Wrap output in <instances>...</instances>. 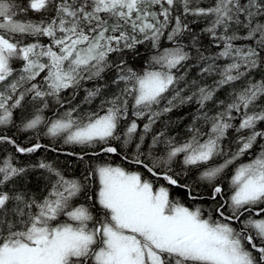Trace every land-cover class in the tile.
<instances>
[{
  "label": "snow or ice",
  "instance_id": "1",
  "mask_svg": "<svg viewBox=\"0 0 264 264\" xmlns=\"http://www.w3.org/2000/svg\"><path fill=\"white\" fill-rule=\"evenodd\" d=\"M0 153V264H264V0H0Z\"/></svg>",
  "mask_w": 264,
  "mask_h": 264
},
{
  "label": "trees",
  "instance_id": "2",
  "mask_svg": "<svg viewBox=\"0 0 264 264\" xmlns=\"http://www.w3.org/2000/svg\"><path fill=\"white\" fill-rule=\"evenodd\" d=\"M140 51L142 53L141 60L146 59L147 53L145 52L144 48L142 47L140 49ZM140 62H141L140 60L136 61L135 66L138 67L140 65ZM222 95H223V93H221V96ZM93 107H95V105H93ZM192 111H193L192 107L180 108V109H177L176 111H174L173 113H171L169 115V117H166L165 119H171L172 121L177 122V126L175 128V131L182 133L184 127L189 123V121L191 119L190 113ZM47 115L52 116V112H48ZM158 127H159V125H158ZM14 133L16 135V138L25 144L28 142L26 137L31 135L30 133H16L15 129L8 130L6 134L11 136ZM41 142L42 143H49V139L45 137L44 139L41 140ZM4 147L6 150L10 151V149H7V146H4ZM61 147L66 151H71L73 149V146H70V145L65 146V145L61 144ZM64 147H66V148H64ZM76 150L79 151V149H76ZM0 154H2V153H0ZM44 157H47L49 160H55V154L54 153L45 152L43 150H41V152L35 154L33 157H31V159L36 160V159H40V158H44ZM20 159L23 161H27L29 158L28 157H20ZM65 160H66V157L60 156L59 164L61 166H63L65 164ZM113 162L114 163H120L121 161H120L119 157H113ZM216 162H219V161H216ZM74 163H75L74 161H69V163H68L69 170H71ZM80 167H82V166H80ZM230 174H231V170H229V175ZM198 175H199V173L197 171L193 170L192 172L189 173V176L186 179H188L189 182H195ZM38 177H39V173H36L33 177V180L35 181V179H37ZM226 185H227V180H225V186ZM172 194H173V196H175L178 199H181V200L185 199V193L182 190L173 189ZM209 203L210 202H205L203 204V206L205 208H207Z\"/></svg>",
  "mask_w": 264,
  "mask_h": 264
},
{
  "label": "bare ground",
  "instance_id": "3",
  "mask_svg": "<svg viewBox=\"0 0 264 264\" xmlns=\"http://www.w3.org/2000/svg\"><path fill=\"white\" fill-rule=\"evenodd\" d=\"M66 146V145H65ZM64 148H66V147H64ZM66 151V150H65ZM226 187H227V185H226Z\"/></svg>",
  "mask_w": 264,
  "mask_h": 264
}]
</instances>
